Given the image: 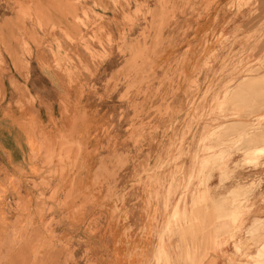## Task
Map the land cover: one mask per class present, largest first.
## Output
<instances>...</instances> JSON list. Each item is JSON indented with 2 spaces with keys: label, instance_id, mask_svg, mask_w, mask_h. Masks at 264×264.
Returning <instances> with one entry per match:
<instances>
[{
  "label": "rangeland",
  "instance_id": "374dc122",
  "mask_svg": "<svg viewBox=\"0 0 264 264\" xmlns=\"http://www.w3.org/2000/svg\"><path fill=\"white\" fill-rule=\"evenodd\" d=\"M0 3V18L21 21L22 83L58 104L53 132L90 128L96 173L116 201L143 194L170 234L198 228L222 196L234 207L228 264H264V211L248 220L250 202L264 205V0ZM73 145L54 137L47 176ZM57 190L39 195L40 212ZM84 232L70 250H0V264H96V219Z\"/></svg>",
  "mask_w": 264,
  "mask_h": 264
},
{
  "label": "crops",
  "instance_id": "0c3cea01",
  "mask_svg": "<svg viewBox=\"0 0 264 264\" xmlns=\"http://www.w3.org/2000/svg\"><path fill=\"white\" fill-rule=\"evenodd\" d=\"M4 9L0 3V12ZM21 27V21L0 18V250H70L81 244L85 224L92 218L96 219V264H228L233 247L231 201L214 196L198 228L193 225L185 233L167 234L159 223V206H149L143 194L139 200L132 195L118 202L105 190L96 173L90 128L84 137L77 135L76 128L75 135L52 131L62 122V116L54 114L58 104L22 83L15 47V29ZM47 74L55 76L50 70L43 73ZM78 110L93 125L94 115ZM96 121L101 122L97 116ZM54 137L71 145L80 141L82 151L76 156L73 145L70 162L58 165L53 159L56 175L49 177L45 165ZM55 189L54 200L46 201L40 212L39 195L47 198ZM60 202L64 207L58 209ZM250 203L248 220L264 211L259 198Z\"/></svg>",
  "mask_w": 264,
  "mask_h": 264
},
{
  "label": "bare ground",
  "instance_id": "6f19581e",
  "mask_svg": "<svg viewBox=\"0 0 264 264\" xmlns=\"http://www.w3.org/2000/svg\"><path fill=\"white\" fill-rule=\"evenodd\" d=\"M257 68H259V67H257ZM256 69V68H255ZM250 73V72H249ZM256 74V73H255ZM246 78V77H245ZM243 82V81H242ZM242 84V83H241ZM253 87V86H252ZM237 96V95H236ZM257 97H258V95H257ZM250 107V106H249ZM245 110V109H244ZM252 115V114H251ZM234 123H236V122H234ZM240 123V122H239ZM253 124V123H252ZM245 126V125H244ZM252 128V127H251ZM241 131V130H240ZM245 131V130H244ZM261 132H263V131H261ZM242 133V132H241ZM240 133V134H241ZM249 136V135H248ZM248 136H246V137H248ZM240 141V140H239ZM242 143V142H241ZM233 145V144H232ZM237 146V145H236ZM233 148H235V147H233ZM261 149V148H260ZM233 150V149H232ZM254 160V159H253ZM253 163V162H252ZM245 199V198H244ZM242 206V205H241ZM215 221V220H214ZM257 222V221H256ZM256 227V226H255ZM235 228V227H234ZM236 233V232H235ZM250 242V241H249ZM248 242V243H249ZM238 243V242H237ZM243 246V245H242ZM240 255V254H239ZM214 257V256H213ZM241 257V256H240ZM248 258V257H247ZM263 260V259H262ZM252 262V261H251Z\"/></svg>",
  "mask_w": 264,
  "mask_h": 264
}]
</instances>
